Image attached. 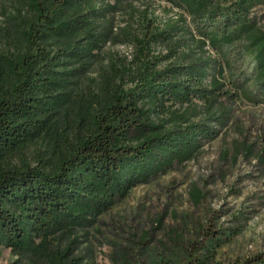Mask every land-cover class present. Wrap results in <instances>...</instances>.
Returning a JSON list of instances; mask_svg holds the SVG:
<instances>
[{"label": "trees", "instance_id": "16d2710c", "mask_svg": "<svg viewBox=\"0 0 264 264\" xmlns=\"http://www.w3.org/2000/svg\"><path fill=\"white\" fill-rule=\"evenodd\" d=\"M11 6L0 51V247L19 264H82L72 252L79 231L220 137L239 99L264 105V0ZM117 42L131 59L110 57L82 98L85 112L69 123L74 89ZM44 139L50 155L38 165L10 164V155ZM240 149L253 152L245 142ZM228 264H264V253Z\"/></svg>", "mask_w": 264, "mask_h": 264}, {"label": "rangeland", "instance_id": "374dc122", "mask_svg": "<svg viewBox=\"0 0 264 264\" xmlns=\"http://www.w3.org/2000/svg\"><path fill=\"white\" fill-rule=\"evenodd\" d=\"M12 3L0 0V51ZM116 22L123 25L121 15ZM110 57L127 64L131 48L120 42L104 48V56L74 89L69 123L85 112L82 98L97 88ZM235 108L220 137L190 160L133 187L93 227L78 232L72 252L82 264H163L193 257L205 259V264H228L264 253V105L239 99ZM244 142L252 144V154L240 149ZM48 143L32 142L8 160L11 165L26 161L36 166L39 156L50 155ZM16 261L9 248L0 247V264Z\"/></svg>", "mask_w": 264, "mask_h": 264}]
</instances>
